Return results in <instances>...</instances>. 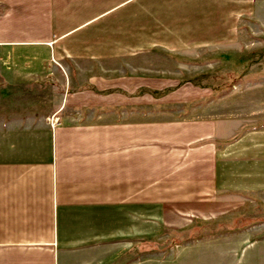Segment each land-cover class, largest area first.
Masks as SVG:
<instances>
[{
  "label": "crops",
  "instance_id": "1",
  "mask_svg": "<svg viewBox=\"0 0 264 264\" xmlns=\"http://www.w3.org/2000/svg\"><path fill=\"white\" fill-rule=\"evenodd\" d=\"M156 1L143 5L146 13L158 6L165 41L181 36L176 28L168 37L167 24L191 23L187 16L193 38H230L257 2ZM135 2L0 0V59L34 48L66 77L59 107L43 121L0 116V264H99L104 245L183 229V217L217 197L264 195V126L228 115L212 91L161 94L180 82L166 66L177 51L90 41L104 21L124 23L118 10Z\"/></svg>",
  "mask_w": 264,
  "mask_h": 264
},
{
  "label": "rangeland",
  "instance_id": "2",
  "mask_svg": "<svg viewBox=\"0 0 264 264\" xmlns=\"http://www.w3.org/2000/svg\"><path fill=\"white\" fill-rule=\"evenodd\" d=\"M155 5L149 13L143 0H136L134 7L120 8L124 23L104 21L98 33L88 35L90 41L94 37L97 46L118 47L120 51H177V56L169 52L165 65L169 77L180 82L161 94L181 86L201 94L212 91L225 102L228 115L246 119L248 128L264 126V0H257L251 17L232 25L230 38L213 41L192 37L187 29L196 25L189 16L183 18L191 23L167 24L173 31L167 36H175L177 28L179 39H160L165 33H161ZM33 50L20 49L25 55L9 54L0 59V116L43 121L59 107L64 72L54 60L46 62L44 55H33ZM43 63L50 65L42 68ZM183 218V229L162 227L151 233L130 234L125 237L131 242L127 247L124 242L104 245L98 253L99 264H158L183 256L185 264H264V195L217 197L200 215ZM104 240L125 241L122 233H104Z\"/></svg>",
  "mask_w": 264,
  "mask_h": 264
},
{
  "label": "trees",
  "instance_id": "3",
  "mask_svg": "<svg viewBox=\"0 0 264 264\" xmlns=\"http://www.w3.org/2000/svg\"><path fill=\"white\" fill-rule=\"evenodd\" d=\"M70 91H77L80 90V88H69Z\"/></svg>",
  "mask_w": 264,
  "mask_h": 264
}]
</instances>
